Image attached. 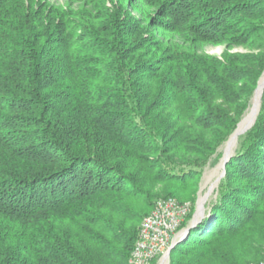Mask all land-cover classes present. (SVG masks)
Segmentation results:
<instances>
[{
	"label": "trees",
	"instance_id": "16d2710c",
	"mask_svg": "<svg viewBox=\"0 0 264 264\" xmlns=\"http://www.w3.org/2000/svg\"><path fill=\"white\" fill-rule=\"evenodd\" d=\"M102 1L0 4V264H127L157 198L195 202L264 70V0ZM224 166L169 264L263 258L264 88Z\"/></svg>",
	"mask_w": 264,
	"mask_h": 264
},
{
	"label": "built area",
	"instance_id": "2783aa9c",
	"mask_svg": "<svg viewBox=\"0 0 264 264\" xmlns=\"http://www.w3.org/2000/svg\"><path fill=\"white\" fill-rule=\"evenodd\" d=\"M191 210L190 202L174 196L157 198L139 225L127 264H169L170 247L184 237L178 235ZM249 264H264V256Z\"/></svg>",
	"mask_w": 264,
	"mask_h": 264
},
{
	"label": "rangeland",
	"instance_id": "374dc122",
	"mask_svg": "<svg viewBox=\"0 0 264 264\" xmlns=\"http://www.w3.org/2000/svg\"><path fill=\"white\" fill-rule=\"evenodd\" d=\"M4 1L5 0H0V4L3 3ZM37 1L38 0H36V2ZM45 1L48 2L49 4H52V5L53 4L54 5H60V6H63V7H66L67 5H70L73 8H77L78 6H81L83 4H85V6H88V7L91 6L92 7V6H95L97 4L96 3L97 1H101V0H84V2H82L81 0H39V2H45ZM133 1L134 0H103L102 3L105 4V5H101V6L108 8V7H111L112 4H113V2H114V5H116V7L119 10H122L124 7L125 8L127 7L128 10H129V12L132 13L134 17H138L139 10H137V9H135L133 7H129V5H131V2H133ZM26 4H27V2H26ZM34 8H36V4H34ZM145 9L147 10V12H151L150 13L151 15L153 13L158 18V20L164 21V17H163V14L164 13L161 12V10H160L161 8L160 7L157 8L156 5L154 7H152V6L149 5V6H146ZM148 26H150V25H148L147 22L144 23L143 33H145V34H152V33L153 34H157V32L160 33V31L157 30L156 27L155 28H152L150 26V28H149ZM146 27H147V29H146ZM201 50L203 52H205V53H208V54H211V55H215V56H221L225 51H229V52H246L247 51L242 46L228 47L227 44H212V43L203 45L201 47ZM150 51L151 50L149 49V50H147L146 53H150L151 56H153L154 54H158L159 53V51H157V50H152L151 52ZM253 52L256 53L258 51L257 50H253ZM263 72H264V70H263ZM263 72H262V74H263ZM262 74H261V76H262ZM261 76L259 77V80H260ZM259 80H258V82H259ZM258 82H257V86L255 88L254 94H255L256 89L258 87ZM254 94H253V96L251 98L249 107L246 109L243 117L246 115V113L248 112V110H249V108H250V106H251V104L253 102ZM243 117L239 120L238 125L243 120ZM251 126H250V128H251ZM230 136L218 148V152L220 154H219V158H218L217 162L216 163H209V164H207L203 168V170H202V173H201V176H200L199 185H198V189H197L196 198H197V195L199 194L200 195L201 202H202L204 200V198L202 197V195H204L206 192H208V190H210V188L212 187V189L210 190V192H209V194L207 196V200H206L205 206H207V204L210 202V200L213 199L214 196H215L216 189H217V186H218V183H219L218 182L216 184L217 179L220 178L219 179V181H220L221 178L225 174V172H224V174L221 175V173H222L223 170H221V169L219 170V165H220L221 159L223 157V148H224L225 144L227 143V141L229 140ZM236 147H237V143H236V146L234 147V149H233V151L231 153V156L234 155V151H235V148ZM222 169H224V171H225V166H223ZM168 196H172V195H168ZM163 197H166V196H163ZM196 198H195V201H196ZM181 201H188V202H190L192 204V207H193V205L195 203V202H193L192 199H186V200H181ZM152 264H154V262H152Z\"/></svg>",
	"mask_w": 264,
	"mask_h": 264
},
{
	"label": "bare ground",
	"instance_id": "6f19581e",
	"mask_svg": "<svg viewBox=\"0 0 264 264\" xmlns=\"http://www.w3.org/2000/svg\"><path fill=\"white\" fill-rule=\"evenodd\" d=\"M264 88V72L258 82V87L256 89V92L254 94L253 97V102L248 110V112L246 113V115L243 117V120L239 123L238 126H236L237 128L234 130V132L231 134L229 140L227 141V143L225 144L224 148H223V157L221 159V163L219 165V170H223V165H224V161L230 156V154L232 153L234 147L236 146L237 143V139L238 136L241 135L242 133H244V131H246V129H249V127L253 124L255 117L259 111V106H260V96H261V92ZM201 202V199L199 201Z\"/></svg>",
	"mask_w": 264,
	"mask_h": 264
},
{
	"label": "water",
	"instance_id": "95a60500",
	"mask_svg": "<svg viewBox=\"0 0 264 264\" xmlns=\"http://www.w3.org/2000/svg\"><path fill=\"white\" fill-rule=\"evenodd\" d=\"M250 128V127H249ZM231 156V154H230ZM230 156L224 161V165L225 163L227 162V160L230 158ZM223 165V166H224ZM224 169L221 173V175L224 174ZM219 179H217L216 181V184L219 182ZM212 189V187L210 188V190ZM210 190H208V192H206L204 195H202V197L204 198V200L202 201V203H200V195L198 194L197 195V198H196V201L192 207V210L190 212V217H187L184 225L182 226L181 228V231L179 232V235L178 237H183L185 236L188 231L190 230V228L194 227L197 223H199L206 215H208L209 213V207H208V204L207 206H205L206 204V200H207V196L210 192ZM215 196H216V193H215ZM214 196V197H215ZM173 246L170 247V251L172 250Z\"/></svg>",
	"mask_w": 264,
	"mask_h": 264
}]
</instances>
